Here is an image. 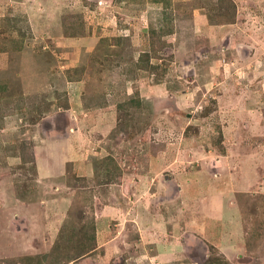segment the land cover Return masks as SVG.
<instances>
[{
    "label": "rangeland",
    "instance_id": "rangeland-1",
    "mask_svg": "<svg viewBox=\"0 0 264 264\" xmlns=\"http://www.w3.org/2000/svg\"><path fill=\"white\" fill-rule=\"evenodd\" d=\"M0 264H264V0H0Z\"/></svg>",
    "mask_w": 264,
    "mask_h": 264
},
{
    "label": "trees",
    "instance_id": "trees-1",
    "mask_svg": "<svg viewBox=\"0 0 264 264\" xmlns=\"http://www.w3.org/2000/svg\"><path fill=\"white\" fill-rule=\"evenodd\" d=\"M91 240L94 242L95 241V237H94V235H91ZM88 253V252H87ZM84 254H86V252H84V251H79V253H77L76 255H74L73 257H72V259H75V258H78V257H80V256H82V255H84ZM69 260H71V259H68V261Z\"/></svg>",
    "mask_w": 264,
    "mask_h": 264
}]
</instances>
